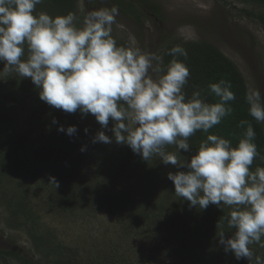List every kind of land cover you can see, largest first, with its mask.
<instances>
[{"label": "rangeland", "instance_id": "1", "mask_svg": "<svg viewBox=\"0 0 264 264\" xmlns=\"http://www.w3.org/2000/svg\"><path fill=\"white\" fill-rule=\"evenodd\" d=\"M124 1H134L143 15L138 19L118 7L120 14L112 32L118 42L161 56L171 38L207 41L237 65L248 89L264 95V26L246 13L260 14L264 9L238 0ZM151 5L161 9L162 17L153 14ZM112 6L111 0H78L75 15L82 21L87 12ZM46 13L60 16L57 12ZM4 66L0 62V84L4 88L0 93V117L6 119L1 131L8 132L11 141L21 139L12 146L22 145L23 149L4 155L6 163H12L21 173H12L8 180L0 182V195L4 196L0 207V249L17 252L22 260L0 259V264H47L37 254L29 232L49 237L62 247L63 258L74 264H191L193 254L187 250L197 237L192 234L194 228L202 234L203 218L199 212L196 216L185 213L182 204L176 203L178 196L167 176L177 168L154 157L157 162L150 174L158 183L160 198L143 202V195V199L135 195L131 199L134 204L124 209L128 198L123 189L129 175L122 170L124 159L112 153L115 148L120 153L125 145L114 140L111 144L93 143L96 133L104 130L94 116L52 108L40 99L39 89L30 78L20 77L14 70L5 73ZM23 85L28 87L23 89ZM54 118L57 124L52 123ZM60 125L65 129L75 125L78 131L69 136L58 131ZM261 125L264 128V123ZM170 149L175 151V146ZM180 159L185 160L183 150ZM83 172L95 173L99 181L105 182L92 183L95 193L88 195L87 201L82 200L80 192L78 197L69 181ZM51 177H55L58 187L50 183ZM133 184L139 191V184ZM167 189L171 193L165 195ZM11 197L14 203L23 200L28 205L16 209L15 224L7 203ZM209 207L218 212L231 211L225 205ZM234 231L231 229L227 238ZM217 239L214 234L212 240ZM204 240L203 236L199 243ZM148 246L151 253L147 254Z\"/></svg>", "mask_w": 264, "mask_h": 264}, {"label": "clouds", "instance_id": "2", "mask_svg": "<svg viewBox=\"0 0 264 264\" xmlns=\"http://www.w3.org/2000/svg\"><path fill=\"white\" fill-rule=\"evenodd\" d=\"M43 2L0 0L3 71L30 78L40 99L54 109L94 116L104 130L96 133L93 143L114 140L144 161L159 157L165 165L186 169L168 173L175 195L200 210L228 206L231 211L224 219L235 231L228 238L225 231L217 233L219 244L237 260L264 264L259 256L254 259L250 248L264 238V167L251 168L261 157L253 125L248 120L239 122L245 131L235 146L229 139L209 134L190 160L180 159L181 150L191 151L189 139L197 131L208 133L232 114L236 96L231 82L221 79L209 85L215 102H208L199 90L188 97L185 86L191 73L184 62L188 52L181 44L169 49L167 54L173 58L164 68L162 56L118 44L112 35L120 14L117 6L89 11L81 21L74 13L55 17L37 13V5ZM245 101L249 115L264 123V95L249 89ZM52 123L58 121L54 118ZM58 131L73 136L78 129L60 125ZM170 145L175 151L168 150ZM50 183L59 186L55 177Z\"/></svg>", "mask_w": 264, "mask_h": 264}, {"label": "trees", "instance_id": "3", "mask_svg": "<svg viewBox=\"0 0 264 264\" xmlns=\"http://www.w3.org/2000/svg\"><path fill=\"white\" fill-rule=\"evenodd\" d=\"M238 1L245 4L247 3L256 5L264 9V0ZM111 2L113 5L121 8L124 11H127L135 18L140 19L143 15V13L141 14L137 7H135L134 1L125 2L124 0H111ZM77 7L78 0H44L43 4L37 5L36 12L39 13L44 10L45 12H51L52 15H54V12H57L60 16H63L68 13L75 14ZM150 8L157 18L162 17V12L159 7H157L156 5H151ZM246 13L249 17L256 18L257 21L264 26V12L256 14L254 12L249 13L247 11ZM118 44L128 46L120 42H118ZM176 44H181L188 52V58L186 61H184L189 67L191 73L189 82L185 86V91L187 92L188 97H191L194 91L199 90L202 93V97L205 98L208 102H215L217 98L210 93L209 85L212 83H218L221 79L231 82V90L235 93L236 96V99L231 102L233 112L230 116H227L219 125H216L212 129H210L208 133L197 131V133L189 139L191 151H183L185 159H191V156L197 152L200 142L205 140L207 138V135L209 134H216L223 138L229 139L235 146L238 143V140L242 138L243 132L245 131V128H241L238 126L241 120H248L253 125L256 132L255 143L258 146V151L260 152L261 157H264V128L261 123H257L255 119L249 115V106L245 101V94L249 89L247 82L237 65L230 58L226 57L219 49H217L207 41L195 42L171 38L168 39V41L165 43L164 50L161 54V56L163 57V64L161 65L162 67L166 68L168 63L173 58L167 53L169 49H171ZM179 59L184 60L183 57H179ZM26 86L28 87V85H23V89H25ZM3 89L4 88L1 87L0 84V93L3 91ZM4 120L6 122L4 116L2 117V119L0 117V182L3 180H8L11 177L10 175L12 173H21V171L17 170L12 163H6V159L4 157L5 152L12 153L23 149L22 145H17L15 147L12 146V144L21 139H18L16 137L15 142L13 140L11 141L8 138V132L6 134L5 130L1 131V129H3L1 127H3L4 125ZM5 129L8 130V128L6 127ZM8 131L10 132V130ZM11 135L12 134H10V136ZM170 147L171 145L168 146V150H171ZM24 149L26 148L24 147ZM112 154L116 157H118L119 155L124 159V162L126 164L124 169L122 170L123 172H127V174L129 175L128 178H126V188L123 189L125 197L129 199L124 202V209L126 207H130L131 204H134L131 199L135 198V195H137V197L143 195L145 198L143 199V197L141 196L143 199L141 201L143 202H150L160 198V196H157V194L160 193L159 187L157 185L158 183L155 181L154 175L150 174L152 173L150 171H152L153 166L157 162L155 161V158L158 157H153L148 161H144L140 155L134 154L127 145H125L124 150H122L120 153L115 148ZM261 157H257L254 160V163L251 166L253 170L256 167H264V159H261ZM90 169L92 170V168ZM177 171H186V169H176V172ZM93 174L95 173L89 175L83 172V174H76L72 180H69L73 185L71 186V188H74V190H76L78 197L80 192V197L84 201H87L89 199V196L91 197L95 193L94 187H92V183L97 185L105 183L99 181L97 174ZM63 181H65V178ZM133 183L139 184V191L135 189V185ZM166 192L167 193L165 195L171 193L168 192V189ZM3 199L4 196L0 195V207L1 201ZM7 203L11 215L14 217L13 224H15L16 209L27 208L28 205H26L23 200H20L19 202L16 201L14 203L12 197L8 200ZM12 203L14 205H12ZM176 203L182 204L185 213L193 214V216H196L194 214L199 212L203 218L202 234L200 235L198 228H194L192 234H197V237L193 239L194 246H190L187 250L188 254H193V261L191 264H249L247 258L237 260L233 253H226L224 251V247L219 244V238L217 240H212L213 235H217V233H219L220 231H225V238H227L229 231L231 230L227 227L226 219H224L228 215L227 212H218L216 210H213L211 207H208L204 210L190 207L189 202L182 200L180 197H177ZM132 207L136 206L133 205ZM131 218L132 217H130V220ZM220 220L223 221V223L218 226ZM131 221H133L136 225H139V223L134 218H132ZM29 235L36 248L37 254L40 255L41 258H43L42 260L47 264H74L70 259L63 258L65 256V253L62 247L57 246V244L54 243V241H52L49 237L40 236V234H34L33 232H29ZM203 236L205 237V240L202 243H199L200 238ZM261 243H264V238H262ZM261 243H254L250 245V248L254 253V259L256 256H259L262 260H264V247L261 246ZM150 246H148L149 248L147 249V254L151 253V250H149ZM180 250L181 249H178L177 253H180ZM0 259H17L19 261L22 260L17 252L3 249H0ZM30 264L34 263L30 262Z\"/></svg>", "mask_w": 264, "mask_h": 264}]
</instances>
